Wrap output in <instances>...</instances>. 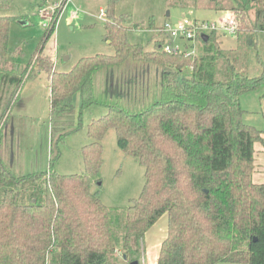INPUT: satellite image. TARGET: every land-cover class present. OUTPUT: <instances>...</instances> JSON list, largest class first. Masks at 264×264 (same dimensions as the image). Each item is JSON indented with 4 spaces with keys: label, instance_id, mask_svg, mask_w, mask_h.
Returning a JSON list of instances; mask_svg holds the SVG:
<instances>
[{
    "label": "trees",
    "instance_id": "trees-1",
    "mask_svg": "<svg viewBox=\"0 0 264 264\" xmlns=\"http://www.w3.org/2000/svg\"><path fill=\"white\" fill-rule=\"evenodd\" d=\"M202 1L166 0L183 9ZM66 3L45 27L41 45ZM220 4L209 0L205 7L231 14L239 44H252L264 32V0ZM103 15V40L113 54L81 58L68 72H57L40 47L22 63L21 50L8 48L15 18L0 17V264H139L146 233L164 216L156 264H264V184L252 182L253 145L261 132L244 122L240 102L264 86V63L258 59L259 76H247L215 32L197 38L189 56L165 53V36L151 23L133 30H156L152 47L131 44L129 16L115 15L114 0ZM35 74L48 81L51 140L69 134L90 107L106 110L86 127L91 142L80 150V175L53 170L59 153L45 171H13L10 115L21 85ZM109 130L144 169L142 190L125 209L105 206L92 190Z\"/></svg>",
    "mask_w": 264,
    "mask_h": 264
},
{
    "label": "rangeland",
    "instance_id": "rangeland-1",
    "mask_svg": "<svg viewBox=\"0 0 264 264\" xmlns=\"http://www.w3.org/2000/svg\"><path fill=\"white\" fill-rule=\"evenodd\" d=\"M62 0H2L0 17H14L9 30V51L21 50L20 61L27 63L42 48L44 55L51 57L57 72H68L84 57L98 54L112 55L113 47L104 41L106 18L101 17L108 0H68L59 15L55 30L49 40L40 44L45 27L61 8ZM228 7L229 0H221ZM6 3V6H4ZM209 0H203L197 8L183 9L169 7L166 0H114L116 16H129L126 38L131 44L149 45L156 30H133V25L160 29L165 22L176 23L182 18L197 21H218L227 13L213 11L205 6ZM221 4L219 6H222ZM46 12V15H41ZM169 12V17L166 16ZM231 15V14H230ZM253 18V10H249ZM46 27V28H47ZM221 49L229 52L232 59L237 58L244 74L257 77L262 72L258 59L264 63V32L255 35L250 41L239 44L236 37H219ZM17 105L10 115L11 126L15 129L11 143L12 163L15 174L27 175L45 171L49 159L59 153L53 163V170L60 175H80L84 171L80 150L90 143L86 136V127L93 120L103 116L106 110L92 106L81 114L74 129L62 139L51 140L49 117V87L43 74L31 75L20 87ZM264 86L240 98L241 107L247 113L243 120L246 124L253 121L254 112L259 105L264 108ZM262 100V101H261ZM261 103H260V102ZM78 111L79 97H73ZM102 166L92 179V190L97 191L100 201L109 208L125 209L129 201L139 196L144 185V169L130 156L125 155L116 144L113 130H109L102 140ZM166 234V218L162 217L144 237L145 258L152 262L158 252L160 242ZM139 264H143L142 261ZM146 264V262L144 263Z\"/></svg>",
    "mask_w": 264,
    "mask_h": 264
},
{
    "label": "built area",
    "instance_id": "built-area-1",
    "mask_svg": "<svg viewBox=\"0 0 264 264\" xmlns=\"http://www.w3.org/2000/svg\"><path fill=\"white\" fill-rule=\"evenodd\" d=\"M66 1L68 2V0ZM41 15H46V12H42ZM101 17H104L103 12H101ZM43 26L47 25L44 23ZM160 31L165 36V42L162 45V50L165 53L189 56L194 55L197 38L208 36L213 32L222 36L235 37L237 26L234 19L227 14L218 21H197L182 18L176 23L165 22Z\"/></svg>",
    "mask_w": 264,
    "mask_h": 264
},
{
    "label": "crops",
    "instance_id": "crops-1",
    "mask_svg": "<svg viewBox=\"0 0 264 264\" xmlns=\"http://www.w3.org/2000/svg\"><path fill=\"white\" fill-rule=\"evenodd\" d=\"M259 107H260L259 110L254 112L253 121L249 124L257 128L261 132V135H260L261 141L255 142L253 145V149H254L253 167L254 169L252 173V182L254 184H264V108H262L261 110L260 105ZM141 261L143 264L145 262L146 264H156L154 260L152 262H147L145 256L141 258L140 262Z\"/></svg>",
    "mask_w": 264,
    "mask_h": 264
},
{
    "label": "water",
    "instance_id": "water-1",
    "mask_svg": "<svg viewBox=\"0 0 264 264\" xmlns=\"http://www.w3.org/2000/svg\"><path fill=\"white\" fill-rule=\"evenodd\" d=\"M166 16L169 17V12H167ZM207 38H208L207 36H202L203 40H207ZM123 259H125V258H123ZM133 264H136V263H133Z\"/></svg>",
    "mask_w": 264,
    "mask_h": 264
}]
</instances>
